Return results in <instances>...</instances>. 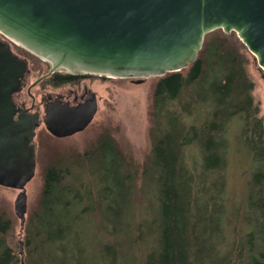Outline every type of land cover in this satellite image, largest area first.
<instances>
[{"label":"trees","instance_id":"1","mask_svg":"<svg viewBox=\"0 0 264 264\" xmlns=\"http://www.w3.org/2000/svg\"><path fill=\"white\" fill-rule=\"evenodd\" d=\"M244 52L250 54L235 32L216 29L205 36L194 63L155 78L152 153L143 174L156 184L159 209L154 227L149 220L140 227L141 233L156 228L152 233L157 248L144 264H264V126ZM237 119L242 122L238 141L255 166L248 196L240 203L248 228L239 229L243 233L237 243H223L224 218L231 210L237 217L240 207L224 200L225 180L214 173L226 167L229 125ZM191 143L200 150L192 159L186 152ZM100 146L96 154L85 155L92 161L91 180L72 174L74 165L85 173L84 162L60 160L45 168L41 206L34 217L36 231L27 244L31 259L40 254L45 264H53L59 254V264L87 262L99 245L93 237L89 244L86 237L89 229L82 219L89 210L98 209L103 221L120 231L132 176L111 139L104 138ZM13 228L12 219L0 211V264H20L7 239ZM115 247L100 249L106 255L111 250L116 257ZM94 256L92 264H98L100 257Z\"/></svg>","mask_w":264,"mask_h":264},{"label":"water","instance_id":"2","mask_svg":"<svg viewBox=\"0 0 264 264\" xmlns=\"http://www.w3.org/2000/svg\"><path fill=\"white\" fill-rule=\"evenodd\" d=\"M235 32L264 72V0H0V33L64 70L142 82L194 63L207 34ZM0 62V101H10L20 81L12 57ZM96 101L47 110V130L58 138L83 132ZM16 124L0 125V186L19 190L15 212L22 226L26 186L37 168L36 146ZM27 140V141H26ZM23 243L21 242V250ZM22 264L24 254L22 253Z\"/></svg>","mask_w":264,"mask_h":264},{"label":"rangeland","instance_id":"3","mask_svg":"<svg viewBox=\"0 0 264 264\" xmlns=\"http://www.w3.org/2000/svg\"><path fill=\"white\" fill-rule=\"evenodd\" d=\"M245 59L246 73L254 84L252 95L259 108L258 118H261L264 126V72L251 53H245ZM46 64L44 65L45 73L49 70ZM155 78L151 77L138 82L137 79L108 77L107 80L92 78L87 82L91 91L97 95V114L86 130L65 139L48 137L47 130H45L35 177L26 186L27 212L23 226L15 212V201L20 191L0 186V211L10 217L14 224V228L7 233L8 244L15 250L20 264H22V253L24 254V264H45L43 259H40V254H36L31 259L27 245L29 237L34 238L36 231L34 217L41 206L45 168L60 160H64L65 163L71 162V164L84 162L85 173L79 172L81 171L79 165L78 168L74 165L71 169L72 174L81 176V179L85 181L91 180L92 161L91 159L87 161L85 155L94 152L96 154L104 138L111 139L115 143L126 170L132 176L127 204L124 205L127 215L121 218L120 231L118 232L113 230L114 226L107 225L108 223L103 221L104 217L98 213V209L86 212V216L82 220L89 229V234L86 235L88 243L90 244L91 237H93L98 242L96 244L99 245L94 251L91 250L90 256L87 254L88 261L84 264H92V259L95 258L94 254L100 257L98 264H144L146 257L153 250L156 251L157 237L154 232L156 228L141 233L144 229L140 227L144 220L152 221L150 225L154 227L153 221L159 209L156 184L152 178L148 179L147 175L143 174L144 167L152 153ZM33 80L34 78L31 79V81ZM69 90V86H66L57 89L56 92L67 93ZM187 121L190 123L192 120L188 118ZM241 124L242 122L237 119L229 125L230 132L227 135L231 141L228 161L225 168L214 173L216 177H222L225 180L224 200L228 205L233 204V206L239 205L240 207V214L237 217L231 212L232 210H228L229 212L224 218L223 226L226 230H223L222 234V237L225 238L222 239L223 243H227V241L237 243L243 233L239 229L248 228L241 216L244 209L240 203L243 198L248 196L247 191L250 187L252 168L255 163L252 156L247 155L245 146L238 141ZM199 151V145L196 143L186 146V152L190 159L199 155ZM84 205L85 202L82 203V210L85 209ZM199 215H202V211H199ZM92 228L93 230L90 231ZM234 228L237 231H233ZM96 230L97 233H95ZM191 234L193 236L195 232L192 231ZM196 234H200V232L198 231ZM21 242L23 243L22 250ZM120 244L121 247L117 249ZM102 245L116 246L115 259L111 250L107 255L102 253L100 249ZM60 260L59 254H56L53 264H59Z\"/></svg>","mask_w":264,"mask_h":264},{"label":"flooded vegetation","instance_id":"4","mask_svg":"<svg viewBox=\"0 0 264 264\" xmlns=\"http://www.w3.org/2000/svg\"><path fill=\"white\" fill-rule=\"evenodd\" d=\"M6 48L14 58L11 63L12 75L18 78L20 83L10 101H0V125L16 124L22 127L21 130L24 129V133L27 132L29 135L28 145L36 146L38 161L39 150L42 148L44 133L47 130L45 124L47 110L53 107L78 108L93 101H96L98 106L97 95L91 91L87 82L92 78L107 80L108 77L64 70L51 73L50 64L0 33V62L6 58L4 51ZM45 64L49 69L46 73ZM58 77L61 79L57 80ZM66 86L70 88L67 93L56 92L57 89ZM46 133L48 137L54 139L68 138L55 137L48 130Z\"/></svg>","mask_w":264,"mask_h":264},{"label":"bare ground","instance_id":"5","mask_svg":"<svg viewBox=\"0 0 264 264\" xmlns=\"http://www.w3.org/2000/svg\"><path fill=\"white\" fill-rule=\"evenodd\" d=\"M15 43V42H14Z\"/></svg>","mask_w":264,"mask_h":264}]
</instances>
